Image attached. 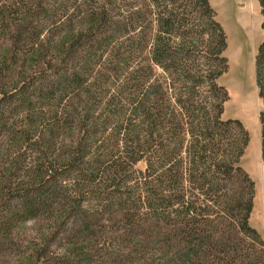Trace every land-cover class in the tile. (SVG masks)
<instances>
[{
  "label": "trees",
  "instance_id": "trees-1",
  "mask_svg": "<svg viewBox=\"0 0 264 264\" xmlns=\"http://www.w3.org/2000/svg\"><path fill=\"white\" fill-rule=\"evenodd\" d=\"M78 6L0 0V110L26 106L35 134L21 162L26 130L0 149L3 172L20 174L18 202L121 224L105 245L133 246L135 264L262 263L255 182L241 165L250 134L223 117L228 37L210 0H81L75 33ZM255 76L264 104V35ZM259 121L264 164V109ZM76 231L62 264L94 246Z\"/></svg>",
  "mask_w": 264,
  "mask_h": 264
},
{
  "label": "rangeland",
  "instance_id": "rangeland-1",
  "mask_svg": "<svg viewBox=\"0 0 264 264\" xmlns=\"http://www.w3.org/2000/svg\"><path fill=\"white\" fill-rule=\"evenodd\" d=\"M210 2L217 11V19L223 25L228 37L225 56L228 59L229 68L220 78V82L228 89L230 99L225 104L223 117L240 119L249 131L250 142L241 159V165L255 182L254 207L250 224L264 239V164L261 156L259 121V114L264 109V104L255 76V58L264 35L261 26L263 21L261 7L258 0H210ZM80 3L81 0H77V6H80ZM79 6L73 14L75 15L73 16L75 33L86 29V25L80 22ZM238 47L244 53L243 63L235 59ZM26 109V106L13 104L5 108L3 112L0 110V116L2 113L5 114L2 118L4 122L0 121L2 154L6 152V147L22 136L23 131L26 130L28 133L17 146L18 159L13 158L15 162H21L24 159L28 139H31L29 143L34 142L35 134L29 133L31 113ZM4 157L6 155H3L2 159ZM10 161L8 159L0 164L2 165L0 167V264H62L68 258L74 257L71 248L74 246L73 234L76 230L78 235L85 237L84 239L90 238L84 241L94 244L86 250L89 254L82 264H135L131 261L132 258H136L133 246L128 248L124 242L119 249L116 248L120 243L115 244V248L105 245L117 235L114 232L118 230L115 229L122 227L115 221L106 219L104 223L90 226L88 221L86 222L73 212L74 209L71 212L69 210V215L66 212L61 215L55 208H37L32 210L33 212L27 211L18 202L22 193L20 174L13 172L10 175L5 174L6 171L3 172L6 170V165H12ZM135 167L144 170L146 164L140 161ZM83 228L89 229L87 233L90 235L82 230ZM148 257L151 258V262H159V256L156 253H151ZM164 263L175 264L171 257ZM260 264H264V261Z\"/></svg>",
  "mask_w": 264,
  "mask_h": 264
},
{
  "label": "bare ground",
  "instance_id": "bare-ground-1",
  "mask_svg": "<svg viewBox=\"0 0 264 264\" xmlns=\"http://www.w3.org/2000/svg\"><path fill=\"white\" fill-rule=\"evenodd\" d=\"M253 7H254V5H253ZM257 10V9H256ZM252 21V20H251ZM253 24V23H252ZM256 25V24H255ZM236 36V35H235ZM241 48H237L236 49V53H235V59L238 61V62H240V61H242L243 60V52L240 50ZM242 63H243V61H242ZM243 65V64H242ZM242 65H240V66H242ZM239 69V68H238ZM243 79V78H242Z\"/></svg>",
  "mask_w": 264,
  "mask_h": 264
}]
</instances>
